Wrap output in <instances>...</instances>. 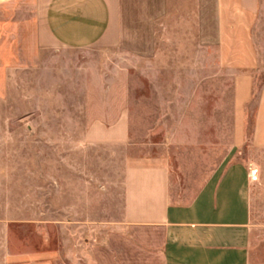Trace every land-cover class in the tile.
<instances>
[{"label":"crops","instance_id":"crops-1","mask_svg":"<svg viewBox=\"0 0 264 264\" xmlns=\"http://www.w3.org/2000/svg\"><path fill=\"white\" fill-rule=\"evenodd\" d=\"M94 48L129 60L119 88L88 64L67 84L63 53ZM47 64L64 79L37 89ZM10 81L77 114L0 117L22 199L0 200V264H84L57 226L96 264H264V0H0L1 101Z\"/></svg>","mask_w":264,"mask_h":264},{"label":"rangeland","instance_id":"rangeland-1","mask_svg":"<svg viewBox=\"0 0 264 264\" xmlns=\"http://www.w3.org/2000/svg\"><path fill=\"white\" fill-rule=\"evenodd\" d=\"M116 51L103 50L100 48H94L92 50L85 51H67L62 55V62L67 64L66 70L67 72V84L69 86L75 85H83L87 84V80L91 78H86L82 73V69L80 66L82 65H93L95 67H101L102 69H109L112 72V75L109 77H100L99 82L101 85L106 84H115L117 88L124 84L125 78L123 77V70L129 65V60L125 58L123 55H120ZM116 54V55H115ZM114 56V57H112ZM113 58V59H112ZM59 62V60H54L52 62ZM132 69L138 68V62L135 60L131 61ZM48 67L46 68V66ZM45 65L44 69L39 71L36 76V84L37 89H41L44 86L50 87L54 85H58L61 79H64L60 76L59 65ZM56 66V67H54ZM120 74V76H119ZM115 75V76H114ZM26 79V78H25ZM138 77L135 79V84H139ZM27 81V80H26ZM26 92V91H25ZM74 95V94H69ZM13 92L11 88V81L9 82L8 92L5 94L3 100H0V117H27V116H47V115H76L77 110L74 101L69 102V106L67 110L60 109L59 101H51V102H43V95L41 92L36 93L35 103H30L27 100V95H21L19 98ZM33 106L35 108H33ZM53 106V107H51ZM40 160L42 158H39ZM12 160V158H9ZM8 160V161H9ZM6 176V180H4V185L0 184V200H22L15 199V193L13 194L14 184L13 181L10 180V177L13 174H4ZM254 208H255V216H256V224L264 226V200H254ZM16 206H13L15 208ZM28 228L29 231L33 230L32 226H13L14 231H20ZM35 229V241L37 244H46L45 236L47 234V230L44 226L36 227ZM66 227L63 229L60 227H50L48 232L52 234L51 240L54 241V246L58 247L60 245L59 240H64L66 245L71 248V250H78V255L82 259H84V264H96L91 257L89 252V242L91 241V237H87L85 230L82 228L78 229L75 226H71V228H67L66 235ZM83 230V231H82ZM59 235H63V238ZM100 235L97 236L96 242H100ZM64 244V243H63ZM69 261V259H66ZM65 260V261H66ZM62 262V261H61ZM73 261H71L72 264ZM63 264V263H62Z\"/></svg>","mask_w":264,"mask_h":264}]
</instances>
